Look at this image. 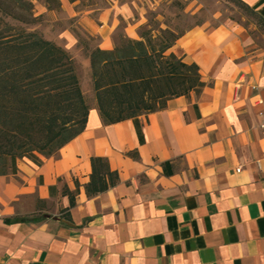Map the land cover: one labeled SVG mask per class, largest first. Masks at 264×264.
<instances>
[{
  "label": "crops",
  "instance_id": "0c3cea01",
  "mask_svg": "<svg viewBox=\"0 0 264 264\" xmlns=\"http://www.w3.org/2000/svg\"><path fill=\"white\" fill-rule=\"evenodd\" d=\"M240 1L264 18V0ZM128 10L79 23L110 51L116 15L138 39ZM254 30L183 33L170 52L196 64L205 86L139 117L143 142L134 121L105 125L94 104L57 156L18 159L0 176V264H264V46ZM64 38L69 49L75 40ZM91 157L106 158L119 181L87 198ZM65 188H78L71 208Z\"/></svg>",
  "mask_w": 264,
  "mask_h": 264
},
{
  "label": "trees",
  "instance_id": "16d2710c",
  "mask_svg": "<svg viewBox=\"0 0 264 264\" xmlns=\"http://www.w3.org/2000/svg\"><path fill=\"white\" fill-rule=\"evenodd\" d=\"M235 1L264 27V18ZM32 10L31 0H0V176L16 173L18 159L40 166V157L57 156L85 130L90 110L70 53L27 30ZM137 36L118 35L112 50L97 45L87 56L101 121L115 125L130 119L143 142L139 117L164 110L172 98L198 96L205 84L196 64L182 62L170 52L182 34L169 26H140ZM130 154L137 157L136 152ZM90 165L84 186L87 198L117 185L118 173L106 158L91 157ZM77 192L78 188L62 192L69 197L70 208Z\"/></svg>",
  "mask_w": 264,
  "mask_h": 264
},
{
  "label": "rangeland",
  "instance_id": "374dc122",
  "mask_svg": "<svg viewBox=\"0 0 264 264\" xmlns=\"http://www.w3.org/2000/svg\"><path fill=\"white\" fill-rule=\"evenodd\" d=\"M31 1L33 21L26 25L27 30L36 32L70 53L88 106L96 105V97L90 80L87 53L99 45L101 39L91 36L86 26L79 22L87 17L96 26H101L102 22L107 23L115 16L110 11L112 5L128 7L129 22L138 25L136 35L140 26L149 29H165L169 26L175 33L183 35L197 26L211 29L225 23H234L246 29L255 28L251 33L252 38L258 45L264 46V27L235 0H58V4L50 5L46 0ZM116 17L119 23L111 34L113 43L118 35L127 36L125 27L128 22L121 14ZM127 33L132 34V29H128ZM69 34L75 42L66 49L68 44L64 35Z\"/></svg>",
  "mask_w": 264,
  "mask_h": 264
},
{
  "label": "built area",
  "instance_id": "2783aa9c",
  "mask_svg": "<svg viewBox=\"0 0 264 264\" xmlns=\"http://www.w3.org/2000/svg\"><path fill=\"white\" fill-rule=\"evenodd\" d=\"M257 116H259V119H260L258 127L260 130L264 131V109H261L260 111H258Z\"/></svg>",
  "mask_w": 264,
  "mask_h": 264
}]
</instances>
